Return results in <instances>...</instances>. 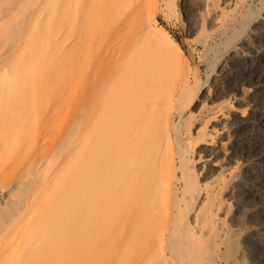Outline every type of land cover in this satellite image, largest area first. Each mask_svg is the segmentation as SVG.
Here are the masks:
<instances>
[{"label": "bare ground", "instance_id": "1", "mask_svg": "<svg viewBox=\"0 0 264 264\" xmlns=\"http://www.w3.org/2000/svg\"><path fill=\"white\" fill-rule=\"evenodd\" d=\"M254 1L205 0L216 60L251 31L205 91L157 18L178 0H0V264H222L264 228ZM243 242L264 262L261 233Z\"/></svg>", "mask_w": 264, "mask_h": 264}, {"label": "rangeland", "instance_id": "2", "mask_svg": "<svg viewBox=\"0 0 264 264\" xmlns=\"http://www.w3.org/2000/svg\"><path fill=\"white\" fill-rule=\"evenodd\" d=\"M228 1V0H227ZM253 3H257L255 0ZM178 9L179 12L176 15H171L165 17L162 13L158 12L157 18L159 23L164 27L175 39L179 42L181 47L184 51L189 54L194 62L195 65L198 66L200 77L203 82H205V91L206 90H214L213 89V76L217 73V70L220 65L225 63L228 55L231 53L237 52L242 54L244 50L241 48V43L243 40L249 39L250 37V27L247 31H244L241 39L234 43V46L226 52L225 54L219 56L216 60V56L226 50V45L222 43V34L219 31H216L215 36L211 44L213 45L211 51H205L203 46V39H205L208 31H203L200 28L198 29V20H200V13L205 11V0H178ZM228 9V8H227ZM193 12V13H192ZM253 26V24H252ZM197 28V30H195ZM214 41H216L217 45H215ZM216 60V66L214 67V63ZM218 93V91H214L212 93L211 100L218 101L222 99V95ZM220 96V97H219ZM228 98V97H225ZM200 109L199 107L196 108V112ZM189 112H187L182 120L187 118ZM180 115L175 113V119L178 122L180 120ZM183 120V123H184ZM188 121H192L188 117ZM194 126L198 124V119L195 118L193 121ZM202 163H197L196 166L200 172V176H204L206 171L205 169L200 168ZM261 202L252 203L249 205V209L255 210L257 207L261 206ZM236 224V223H234ZM237 227H240L237 225ZM243 230L241 233L236 237L237 244L235 245L234 254L229 257L228 259L224 260L222 264H264V262L254 263L251 259L247 256L244 242H243V235L247 229L256 230L257 233H261V236L264 237V228L262 225L249 223L243 226Z\"/></svg>", "mask_w": 264, "mask_h": 264}]
</instances>
